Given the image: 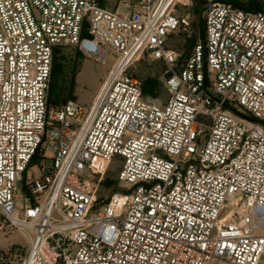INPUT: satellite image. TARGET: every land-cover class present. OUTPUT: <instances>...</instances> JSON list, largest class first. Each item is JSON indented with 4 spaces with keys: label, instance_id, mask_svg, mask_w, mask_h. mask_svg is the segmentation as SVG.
<instances>
[{
    "label": "built area",
    "instance_id": "built-area-1",
    "mask_svg": "<svg viewBox=\"0 0 264 264\" xmlns=\"http://www.w3.org/2000/svg\"><path fill=\"white\" fill-rule=\"evenodd\" d=\"M191 2L0 0V235L26 241L0 264H264V7L203 0L179 61ZM67 47L112 54L88 105L48 101ZM145 56L163 104L133 75ZM112 164L119 190L99 198Z\"/></svg>",
    "mask_w": 264,
    "mask_h": 264
},
{
    "label": "rangeland",
    "instance_id": "rangeland-1",
    "mask_svg": "<svg viewBox=\"0 0 264 264\" xmlns=\"http://www.w3.org/2000/svg\"><path fill=\"white\" fill-rule=\"evenodd\" d=\"M119 0H102L103 5L111 10H114L118 5ZM227 2H235L239 5L247 6L250 2L255 5H261L264 7V0H226ZM191 6L185 10H178V13H188L191 20V31L190 35L178 34L172 36L168 40V47L178 54V57H184L188 55L190 49L186 50V45L193 44V42L201 40V26L198 21V5H196L195 0H192ZM109 59L106 64H100L93 57L82 55L75 48H61V58L59 59L62 65L63 73V85L64 91L59 98L56 99L57 105L63 104L68 99H74L83 105H88L94 94L96 93L101 80L104 78L107 69L113 61V57L110 51ZM165 70V66L160 62L154 61L148 56L140 59L133 68V75L139 79L143 80L145 78L151 77L156 78L159 82L160 91L157 93L155 98L146 97L144 99L149 102H155L158 104H163L166 98V92L163 89L162 84V74ZM117 172L118 165H110L104 180L108 179L114 182V185L101 186L98 192L99 198H105L109 196L113 191L118 189L117 186ZM31 174L34 177L40 176L39 171L33 170ZM103 180V181H104ZM18 193V196H20ZM20 244L26 246V241L20 233L17 231H12L9 240H5L0 235V246H5L7 243Z\"/></svg>",
    "mask_w": 264,
    "mask_h": 264
},
{
    "label": "trees",
    "instance_id": "trees-1",
    "mask_svg": "<svg viewBox=\"0 0 264 264\" xmlns=\"http://www.w3.org/2000/svg\"><path fill=\"white\" fill-rule=\"evenodd\" d=\"M195 3H196V5L199 6L197 11H198V21H199V24L201 26V40H202V38H203V25H202V22L200 20V13H201L202 6H203V0H195ZM228 3L232 4L235 7H239L241 9H244L246 11H253V10H258V9L262 8L261 5H255L253 2H250V4L247 5V6L239 5V4L235 3V2H228ZM102 5H103V3H102ZM196 42L197 41L193 42V44H191V45L187 44L185 49L186 50L190 49V52H191V50H192V48H193V46L195 45ZM190 52L188 53V55L190 54ZM188 55H186L184 57L180 56L179 57V61L185 59ZM61 57H62L61 56V48H58V49H56L54 51V54H53L51 79H50V88H49V94H48V101L50 103H53V104H56V105H57L56 99L59 98L60 95L64 91L63 78H62L63 77L62 65H61V63L59 61V59ZM139 81H140V86H141V91H142L143 97L146 96V97L155 98L157 93H159V91L161 89V88H159V82L157 81L156 78L148 77V78H145V79L139 80ZM163 89H164V87H163ZM164 91H165V89H164ZM72 100H74V99H72ZM35 161H37V157H35L32 160V164ZM103 185L110 187V186L114 185V182L106 179V180H104L102 182L101 186H103ZM118 190H119V188L116 189L113 192H116Z\"/></svg>",
    "mask_w": 264,
    "mask_h": 264
},
{
    "label": "water",
    "instance_id": "water-1",
    "mask_svg": "<svg viewBox=\"0 0 264 264\" xmlns=\"http://www.w3.org/2000/svg\"><path fill=\"white\" fill-rule=\"evenodd\" d=\"M232 112L235 113L236 115L240 116V117L245 118V119L248 120V121H251V122H254V123H258L256 120H254V119H252V118H250V117H247V116H245V115H242V114H240L239 112H237V111H235V110H232Z\"/></svg>",
    "mask_w": 264,
    "mask_h": 264
}]
</instances>
